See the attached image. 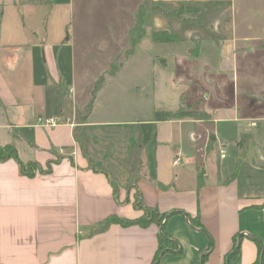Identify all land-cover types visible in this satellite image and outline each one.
<instances>
[{
	"label": "crops",
	"instance_id": "crops-1",
	"mask_svg": "<svg viewBox=\"0 0 264 264\" xmlns=\"http://www.w3.org/2000/svg\"><path fill=\"white\" fill-rule=\"evenodd\" d=\"M48 1L0 0V145L12 144L24 163L36 161L43 169L56 160V153L63 156L51 162L49 173L36 171L33 176L23 174L14 159L0 161V264H152L160 231L154 224L142 228L113 223L105 231L88 235L94 223L113 214L127 219L142 216L134 206L135 188H128L139 158L142 175L136 187L144 204L167 215L164 227L181 244L180 251L164 252L155 264H197L201 256L202 264H228L226 255L239 234V250L229 264H255L260 247L264 257V207H258L264 200L243 192L238 175L226 181L239 159L250 155V148L247 154L238 155L243 134L253 136L259 160L264 159L256 142L259 135L251 129L255 122L242 124L253 119L247 116H217L223 106L213 104L211 95L191 76L192 60L210 49L206 41L217 38L229 43L223 51L229 55L236 52L231 42L251 39H226L224 33L213 30L220 11L233 1L154 0L155 8L145 13H150V30L179 36L176 43L180 44L172 48L177 67L170 73V106L157 107L161 113L153 119H93L98 100L97 107L102 108L100 86L90 113L80 122L76 113L89 104L95 75L84 94L74 73V55L65 54L73 39L69 24L72 0ZM53 3L65 5L51 11L60 20L58 28L49 12ZM66 6L64 13L61 9ZM160 6L185 8L178 10L179 16H164ZM23 7L30 10L25 13ZM164 17L167 21H162ZM119 39L110 43L103 39L94 47L81 43L79 58L83 61L91 49H115ZM214 47L223 50L220 43ZM115 56L109 53L101 62L96 54L89 55L90 60L82 63L107 72ZM63 57L70 65L66 76L62 67L68 61L61 65ZM61 79L69 96L56 85ZM190 87L202 93L203 99L194 107L208 116L196 117L186 111L182 98ZM39 117H56L59 123L41 126ZM223 122L228 124L217 126ZM76 128L85 141L84 150L74 138ZM227 145L233 148L229 163L224 161ZM251 163L257 168L259 161Z\"/></svg>",
	"mask_w": 264,
	"mask_h": 264
},
{
	"label": "rangeland",
	"instance_id": "rangeland-1",
	"mask_svg": "<svg viewBox=\"0 0 264 264\" xmlns=\"http://www.w3.org/2000/svg\"><path fill=\"white\" fill-rule=\"evenodd\" d=\"M140 1L72 0L73 20L69 24H72L73 39L72 46L66 49L65 54L69 56L71 52L74 55V73L77 80L81 81L84 94L88 91V82L93 80L94 75L92 92L97 93L99 87H103L100 99L102 108L97 107L98 100L95 105L97 111L93 119L96 116L98 118L101 116H104L103 118L116 117L117 119L126 117L132 120L153 119L155 116H160L161 112L155 110L157 107L170 106L169 104L172 102L173 79L170 73L177 67V62L173 60L172 48L180 43H176L178 38L171 42L155 40L153 38L154 30H150L149 25L150 13L145 15L141 24L135 26L138 19L136 9ZM232 1V5L229 4L228 7L225 6L220 11L221 15L216 21L217 24L213 26V30L218 31L220 35L224 33L226 39L231 36L238 38L249 36L251 39L244 42H231V45L236 46V52L229 53V55H225L223 52L229 43L219 42L217 38L216 41H206L205 46L210 49L206 53H202L199 58L192 60L194 66L191 69V76L197 80L199 88L211 95L210 101L213 104L223 106L217 116L228 119L234 115L253 118L242 121V124L250 125L251 122H255L256 127L251 129H255L259 135L256 137V142H259L263 150L262 153H264V0ZM61 6L65 5L54 4V6H50L51 8L49 7V12L51 13L52 9ZM186 8L195 9L190 6ZM181 9L171 10L168 7L160 6L158 10L167 16L173 11H182ZM24 10L27 13L30 9L23 7ZM67 10V6L61 9L64 13H67ZM55 12L51 13L53 14L51 20L58 28L60 20L58 16L54 15ZM117 13L120 14L118 18L116 17ZM167 19L164 17L162 21H167ZM164 31L166 30H158L162 33L158 34L161 39L165 36ZM145 34L149 36H143ZM209 34L211 35V33ZM67 36L64 33V38ZM119 36H121V39L118 40L119 46L115 49H91L86 52L87 55L83 61L82 58H79L77 48L81 43L94 47V45H99L97 43H100V40L106 39L110 43L118 39ZM219 43L223 46V50L220 47H214V44L218 45ZM155 52L158 54L157 57L154 56ZM109 53H116V56L114 62L107 67V72L103 70V67H87V64L82 63L88 62L89 55L95 54V58L103 62ZM63 58L61 65L68 61L66 67H62V73L66 76L70 65L69 60L66 57ZM187 89L189 93H185L182 98L183 103L187 106L186 111L196 117L208 116L197 106L194 107L203 99L202 93L192 91L191 87ZM90 102L94 103L93 96L90 97ZM81 113H83V109ZM83 114L77 116L76 119H82ZM227 124L217 123V126ZM251 139L253 136L247 133L243 134L239 140L241 151L238 152V155L247 154L250 148L251 156L239 159L238 180L243 192H250L258 196L259 200H264V159L259 160L258 146ZM232 150L233 148L228 145L223 147L224 154L227 155L224 160L226 163L232 160ZM54 156L57 159L59 154L56 153ZM217 158H220L219 151ZM258 161L259 164L256 168L251 162L257 164Z\"/></svg>",
	"mask_w": 264,
	"mask_h": 264
},
{
	"label": "trees",
	"instance_id": "trees-1",
	"mask_svg": "<svg viewBox=\"0 0 264 264\" xmlns=\"http://www.w3.org/2000/svg\"><path fill=\"white\" fill-rule=\"evenodd\" d=\"M49 2V1H48ZM212 4H207L206 7H210ZM152 8H155V4H154V0H144L139 8H138V12H137V23H136V27L141 24L142 20H143V16L145 15V13L148 10H151ZM180 11L176 10L171 12V14L173 15H177L179 16ZM153 38L157 41H162V42H168L170 40H177L178 36H176L175 34H172L170 32H166L164 31L165 36L162 37V39L158 36V34H162L158 31H153ZM58 89L60 90V92L63 95L69 96L68 95V91H67V85L65 80L59 81L56 83ZM93 97L95 96L94 92H92ZM92 106V102H90L84 109H83V113H81V111H77L76 113V117L80 116V114H83L82 119L84 120L85 117L90 113V109ZM177 116V114H174ZM82 119L79 120L82 121ZM74 138L75 140L78 141V143L80 144L81 148L84 150L85 149V141L83 140V137L81 135L80 132V128H76L74 130ZM57 156V155H56ZM63 156L59 154V156L57 157L56 160H51L50 162L47 163L46 165V169H43L38 162H33V161H29L27 163H24L17 155V150L16 148L12 145V144H5V145H0V161L4 162L5 160L8 159H14L16 160L19 165H20V170L21 172H23V174L27 175V176H33L36 174V171L41 172V173H49L50 171V167H51V162L52 161H59ZM239 162L236 163V167L233 171V173L231 175H229L226 178V181H231L233 180V178H235L238 175V169H239ZM97 169V167L95 168ZM134 170L131 172L130 177H129V182H128V188L129 189H134V206L136 209L142 211V216L138 217V218H123V217H119L115 214L108 216L102 220H99L97 223H94L88 230V235H94L97 234L98 232H102L105 231L110 225H112L113 223H117L121 226L124 227H128V225H138L142 228L144 227H148L152 224L156 225L160 231L158 234V251L157 254L155 255V257L153 258V262L152 264H155L158 262V258L160 256V253H164L166 251H180L181 249V244L178 242V240H176L175 238H172V236L167 232V230L164 227V221L166 219V214L160 213L159 210L155 207H150L144 204V201L141 197V194L139 192V190L137 189V184L136 182L138 181L139 178H141L142 175V159L139 158L138 162L136 164V166L133 168ZM260 208L264 207V203L261 206H258ZM234 246L233 249L226 255L227 257V263L229 264L232 260L235 259L236 254L238 253L239 250V244L238 241H236V238L234 240ZM261 247L259 248V257L258 260L256 261L255 264H264V257L261 256ZM200 264V261L197 263Z\"/></svg>",
	"mask_w": 264,
	"mask_h": 264
},
{
	"label": "built area",
	"instance_id": "built-area-1",
	"mask_svg": "<svg viewBox=\"0 0 264 264\" xmlns=\"http://www.w3.org/2000/svg\"><path fill=\"white\" fill-rule=\"evenodd\" d=\"M59 123L58 118L56 117H49V118H41L37 119V124L45 127L55 126ZM224 156V154H222Z\"/></svg>",
	"mask_w": 264,
	"mask_h": 264
},
{
	"label": "water",
	"instance_id": "water-1",
	"mask_svg": "<svg viewBox=\"0 0 264 264\" xmlns=\"http://www.w3.org/2000/svg\"><path fill=\"white\" fill-rule=\"evenodd\" d=\"M242 237V234H239V236H238V241L240 240V238ZM239 243H240V241H239ZM238 243V244H239ZM163 255V252L162 253H160V256H159V260L158 261H160V257ZM201 259H200V264H202L203 263V260H204V258H203V256H201L200 257Z\"/></svg>",
	"mask_w": 264,
	"mask_h": 264
}]
</instances>
